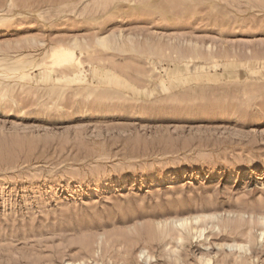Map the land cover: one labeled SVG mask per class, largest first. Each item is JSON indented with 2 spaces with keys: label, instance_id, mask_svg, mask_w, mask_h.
Returning <instances> with one entry per match:
<instances>
[{
  "label": "rangeland",
  "instance_id": "1",
  "mask_svg": "<svg viewBox=\"0 0 264 264\" xmlns=\"http://www.w3.org/2000/svg\"><path fill=\"white\" fill-rule=\"evenodd\" d=\"M0 264H264V0H0Z\"/></svg>",
  "mask_w": 264,
  "mask_h": 264
},
{
  "label": "bare ground",
  "instance_id": "2",
  "mask_svg": "<svg viewBox=\"0 0 264 264\" xmlns=\"http://www.w3.org/2000/svg\"><path fill=\"white\" fill-rule=\"evenodd\" d=\"M108 38H109V37H108ZM76 41H77V40H76ZM96 43H97V42H96ZM96 43H94V45H96ZM97 44H98V43H97ZM99 44H100L101 46H103V47L106 48V47H110V46L112 45V42H111L110 40H108L107 38H105V39L99 41ZM81 46H82V45H81ZM101 46H100V47H101ZM69 47H70V46H69ZM96 47H97V45H96ZM98 47H99V46H98ZM103 47H102V48H103ZM112 47H113V46H112ZM54 48H56V47H54ZM105 48H103V49H105ZM113 48H114V47H113ZM58 49H60V48H58ZM66 49H67V48H66ZM73 49H74V47H73ZM82 49H83V48H82ZM84 49H85V48H84ZM100 49H101V48H100ZM56 50H57V49H56ZM67 50H68V49H67ZM106 50H107V49H106ZM61 51L64 52L65 50H61V49H60V50L54 51V53H55V54H54V57H55L56 55H60ZM92 51H93V50H92ZM63 52H62V53H63ZM66 52H69V51H66ZM66 52H64V53H66ZM50 54H51V53H50ZM50 54H49V55H50ZM72 54H73V53H72ZM63 55H64V54H62V56H63ZM65 55H66V54H65ZM70 55H71V54H70ZM50 56H51V55H50ZM55 59H56V58H55ZM66 59H67V57H66ZM35 60H36V59H35ZM20 61L22 62L23 60L20 59L19 62H18L19 64H20ZM31 61H32V60H31ZM72 61H73V60H72ZM72 61L70 62V65H71ZM29 62H30V61H29ZM66 62H67V61H66ZM24 63H25V60H24ZM35 63H36V62H35ZM61 63H62V62H61ZM74 63H75V62H74ZM29 64H31V62H30ZM29 64H28V65H29ZM63 64L65 65L66 63H63ZM63 64H62V65H63ZM68 64H69V62H68ZM60 65H61V64H60ZM66 65H67V64H66ZM73 65H74V64H73ZM13 66L16 67L15 65H13ZM35 66H36V65H35ZM71 66H72V65H71ZM20 67H23V66H20ZM20 67H17V68H20ZM25 67H26V66H25ZM15 69H16V68H15ZM16 70H18V69H16ZM75 115H76V116H83V115H84V111H78V112L75 113ZM85 115H86V114H85Z\"/></svg>",
  "mask_w": 264,
  "mask_h": 264
}]
</instances>
